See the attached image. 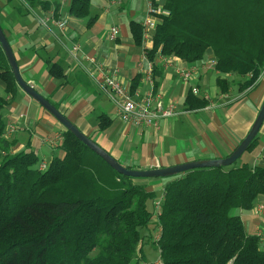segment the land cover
Returning a JSON list of instances; mask_svg holds the SVG:
<instances>
[{
  "label": "trees",
  "instance_id": "16d2710c",
  "mask_svg": "<svg viewBox=\"0 0 264 264\" xmlns=\"http://www.w3.org/2000/svg\"><path fill=\"white\" fill-rule=\"evenodd\" d=\"M24 1L57 16L61 9L47 0ZM93 1L72 0L68 12L88 19ZM162 1L167 14L158 16L150 61L160 55L195 64L212 51L216 72L245 78L242 92L256 87L264 73V0ZM129 28L141 47L142 24L130 22ZM49 70L64 78L60 66ZM0 85L7 95L0 96V264H151L143 254L146 238L159 250L160 264H264L261 237L248 234L236 214L251 212L264 198V164L236 162L164 178L157 211L155 191L119 174L66 129L57 146L63 155L46 170L37 167L34 151L12 153L2 113L19 87L1 45ZM217 86L229 93L227 80L218 78ZM185 103L197 109L209 104L192 91ZM110 124L100 117L101 131ZM259 141L260 133L246 153ZM155 216L157 238L155 229L141 235Z\"/></svg>",
  "mask_w": 264,
  "mask_h": 264
},
{
  "label": "crops",
  "instance_id": "0c3cea01",
  "mask_svg": "<svg viewBox=\"0 0 264 264\" xmlns=\"http://www.w3.org/2000/svg\"><path fill=\"white\" fill-rule=\"evenodd\" d=\"M13 1L0 0V25L23 79L123 166L149 170L226 158L253 127L264 103V73L254 89L242 92L239 86L245 78L216 72L212 51L195 64L160 55L150 61L147 51L152 47V40L143 41V45L137 47L129 28L130 22L142 24L146 18L145 10L137 18L138 3L144 0H107L108 7L102 13L90 15L95 18L91 25L69 14L72 0L69 6L68 0H47L60 4L58 16L54 10L46 12L22 0H19L20 7L14 6L12 12H7L8 3ZM49 15L53 20L46 26L43 20ZM58 21L67 22V28L59 29ZM114 26L120 33L112 41L107 34ZM74 46L80 47L78 57L83 60L93 58L116 70L124 83L135 87L133 94L138 101L152 93L160 97L166 107L175 105L178 114L162 119L157 128L123 123L117 105L86 75L71 54ZM51 65L63 69V79H55L50 74ZM182 69L196 70L190 82L185 83L178 74ZM218 78L227 80L229 93L220 92ZM195 87L210 97L207 107L197 109L186 105L187 96ZM24 95L19 88L15 100L3 112L6 118L15 120L7 125V128H16L8 138L13 142L12 153L29 150L39 154L47 146L52 153L50 162L58 156L60 142L50 146L49 140L56 137L62 140L65 128L62 130L46 122L42 124L49 137L36 135L38 131L33 127L41 124L47 111L34 101L26 100ZM0 96L7 98L3 85H0ZM101 116L111 121L105 131L99 128ZM34 137L39 146L33 145ZM248 160L251 166L264 164V124L259 145ZM140 183L143 182L140 180ZM162 187H157L160 193ZM149 189L152 190V186ZM263 203L264 198H261L258 205Z\"/></svg>",
  "mask_w": 264,
  "mask_h": 264
},
{
  "label": "built area",
  "instance_id": "2783aa9c",
  "mask_svg": "<svg viewBox=\"0 0 264 264\" xmlns=\"http://www.w3.org/2000/svg\"><path fill=\"white\" fill-rule=\"evenodd\" d=\"M24 1V0H22ZM147 4V16L142 22L143 27V41L152 40L155 30L158 24L161 23L159 15L167 14L163 6H160V0H144ZM53 20V16L49 15L43 20V24L48 26L49 21ZM56 25L59 29L65 30L67 28V22L58 21ZM120 30L118 27H112L107 36L109 40H116L119 36ZM80 47L74 46L71 54L75 57L77 63L82 67L86 75L112 100L118 107L119 117L123 123L130 124L134 127H154L157 128L160 125L162 119L170 118L178 114L175 105L165 106L160 97H155L154 94L147 95L143 100L138 101L133 92L132 87L128 83H124L116 70L106 67L104 64L97 62L93 58L78 57L80 53ZM215 67L216 60L212 62ZM193 70H179L178 74L185 83L190 82L194 73ZM192 93L196 96H202L209 101L210 97L206 94H201L198 88H192ZM16 131L15 127H8L6 129L5 138H9L12 133ZM62 140L59 137L49 140L50 146H56ZM41 170H46L47 165L42 164ZM162 200L159 199L155 203V209L160 210ZM261 204L255 207V214L261 215L264 211ZM259 236L261 237V231Z\"/></svg>",
  "mask_w": 264,
  "mask_h": 264
},
{
  "label": "water",
  "instance_id": "95a60500",
  "mask_svg": "<svg viewBox=\"0 0 264 264\" xmlns=\"http://www.w3.org/2000/svg\"><path fill=\"white\" fill-rule=\"evenodd\" d=\"M0 45L8 59L11 70L16 79L18 87L33 100L38 102L42 108L52 114L66 130L71 132L80 142L87 146L90 150L102 157L110 166L119 174L131 178H170L176 175L184 174L197 169L205 168H220L230 167L246 153L253 140L259 135L264 124V103L259 111L257 119L251 128L249 134L234 150V152L226 157L215 160H201L193 161L185 164L167 167V168H153L149 170H134L128 169L120 164L108 152L101 148L91 138L83 134L65 115H63L53 104H51L45 97L39 94L33 86L28 84L22 77L18 62L14 52L8 42L5 32L0 25Z\"/></svg>",
  "mask_w": 264,
  "mask_h": 264
},
{
  "label": "rangeland",
  "instance_id": "374dc122",
  "mask_svg": "<svg viewBox=\"0 0 264 264\" xmlns=\"http://www.w3.org/2000/svg\"><path fill=\"white\" fill-rule=\"evenodd\" d=\"M4 1V0H3ZM71 0H68V6L70 4ZM160 6H163V2L162 0L159 1ZM14 6H19L20 7V1L19 0H14L12 2V4L6 7V11L7 12H12V9ZM108 7V1L107 0H94L91 4V13L90 15L93 16L95 15V13H102V11H104L103 9ZM137 8L138 10V15L137 18L139 17V15H141L142 10L147 12V4L144 2H139ZM115 9V8H114ZM91 16L89 18H91ZM85 20L86 22H88V19H82ZM24 98H26V100H31L34 101L35 104H39L36 103L35 100H33L31 97H29L27 94H25L23 96ZM40 105V104H39ZM38 105V106H39ZM3 114V118L6 122V124L8 125V123H14L15 120L12 119H8L5 117L4 113ZM53 123L56 126H59L62 130H64V126L49 112H46V117L40 122L41 124H36L35 127H33L34 131H38L36 135H40L42 138H46L49 137L47 134V130H45L44 125L42 123ZM10 125V124H9ZM33 145L34 146H39V142L37 141V138L34 137L33 138ZM39 157V162L37 167H40L42 164L45 165H49L50 162H48L51 157H52V153L49 147L45 146L44 147V151L43 153H39L37 154ZM57 155L59 157H62V151H59L57 153ZM250 157V153H245L239 160H238V165H242L243 163H249L248 158ZM141 180V182H143L144 184H146L149 188V186H152V190L151 191H155L158 195V200L161 197V193L159 192V190L157 189V187L159 186H163L166 184V182H168L167 180H164L163 178H139ZM162 187V189H163ZM260 206H263L264 209V203L261 204ZM236 214H240L242 217V220L245 224V228L248 234L250 235H259L260 231H261V248L264 249V211L261 215H256L255 214V208L251 211V212H247V213H241L240 211H237ZM156 216L154 217L153 221H152V225L149 229H143L141 231V235L143 236H148L149 234H151V231L153 229L154 232L152 234L153 239L157 238V235H155L157 233V229H156ZM143 254L145 256V260L147 263H151V264H160V252L159 250H157L156 246H154L149 240L148 238L145 239L144 242V246H143ZM144 264V263H143Z\"/></svg>",
  "mask_w": 264,
  "mask_h": 264
}]
</instances>
